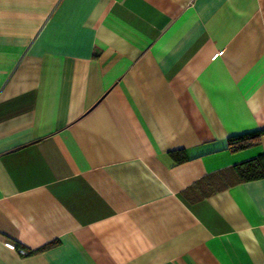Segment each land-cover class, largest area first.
I'll use <instances>...</instances> for the list:
<instances>
[{
  "label": "crops",
  "instance_id": "obj_1",
  "mask_svg": "<svg viewBox=\"0 0 264 264\" xmlns=\"http://www.w3.org/2000/svg\"><path fill=\"white\" fill-rule=\"evenodd\" d=\"M263 128L264 0H0V264H264Z\"/></svg>",
  "mask_w": 264,
  "mask_h": 264
},
{
  "label": "trees",
  "instance_id": "obj_2",
  "mask_svg": "<svg viewBox=\"0 0 264 264\" xmlns=\"http://www.w3.org/2000/svg\"><path fill=\"white\" fill-rule=\"evenodd\" d=\"M264 135V128L259 131L230 136L227 139V149L231 152L242 150L259 143L260 137ZM264 163V156L251 159L249 161L243 162L236 166L241 170V178L243 180L257 179L264 177V170H261V166ZM243 172L246 175H243Z\"/></svg>",
  "mask_w": 264,
  "mask_h": 264
}]
</instances>
